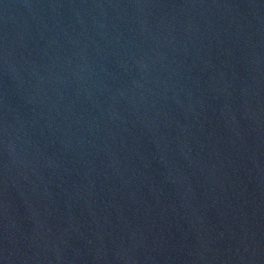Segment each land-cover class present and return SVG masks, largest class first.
<instances>
[{
	"label": "water",
	"instance_id": "95a60500",
	"mask_svg": "<svg viewBox=\"0 0 264 264\" xmlns=\"http://www.w3.org/2000/svg\"><path fill=\"white\" fill-rule=\"evenodd\" d=\"M0 264H264V0H0Z\"/></svg>",
	"mask_w": 264,
	"mask_h": 264
}]
</instances>
